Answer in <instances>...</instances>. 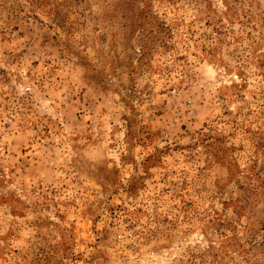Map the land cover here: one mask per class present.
I'll use <instances>...</instances> for the list:
<instances>
[{
	"label": "rangeland",
	"instance_id": "obj_1",
	"mask_svg": "<svg viewBox=\"0 0 264 264\" xmlns=\"http://www.w3.org/2000/svg\"><path fill=\"white\" fill-rule=\"evenodd\" d=\"M0 264H264V0H0Z\"/></svg>",
	"mask_w": 264,
	"mask_h": 264
},
{
	"label": "trees",
	"instance_id": "obj_2",
	"mask_svg": "<svg viewBox=\"0 0 264 264\" xmlns=\"http://www.w3.org/2000/svg\"><path fill=\"white\" fill-rule=\"evenodd\" d=\"M233 10H234V8H233ZM239 10H240L239 13H241V15L244 18L241 20V23H243L244 21L245 22L247 21V24L252 26L253 15H252V12L248 9V7L245 4L241 3ZM207 17H208L209 21H212V13H209ZM154 21H157V19L155 18ZM160 28L163 29V26H160ZM254 43H256V42L254 41L253 44Z\"/></svg>",
	"mask_w": 264,
	"mask_h": 264
}]
</instances>
